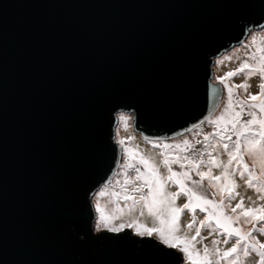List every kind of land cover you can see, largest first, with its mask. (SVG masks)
<instances>
[{"label":"water","instance_id":"1","mask_svg":"<svg viewBox=\"0 0 264 264\" xmlns=\"http://www.w3.org/2000/svg\"><path fill=\"white\" fill-rule=\"evenodd\" d=\"M263 27L264 0H0V264H181L94 231L117 113L146 141L186 134L221 99L214 59Z\"/></svg>","mask_w":264,"mask_h":264},{"label":"snow or ice","instance_id":"2","mask_svg":"<svg viewBox=\"0 0 264 264\" xmlns=\"http://www.w3.org/2000/svg\"><path fill=\"white\" fill-rule=\"evenodd\" d=\"M246 48H255V51L246 52L247 59L240 62L237 69L228 71L217 80L228 91L227 103L223 111L213 118L211 115L205 117L201 124L207 122L214 126V130L203 135V141L197 139L192 144L188 139L182 143L169 144L162 141H151L153 147H162L160 163L167 170L168 175L160 173L159 166L151 157L144 156L137 145L135 148L125 147L127 160L123 167L125 179L122 184L123 195L113 192V196L122 198L125 207L133 212L137 207L141 208L140 215H144V209L155 218L158 227H148L133 220L131 223L113 225L112 221L117 217L106 212L99 200L95 210L99 214L96 230L107 229L111 232H120L124 228H134L140 236H157L161 243L169 248H176L182 253L187 264H243V258L251 253L258 256L257 264H264V242H260L255 233L264 234V204L245 207L244 197L237 189L240 185L235 176L238 174L245 179V185L254 189L258 194V200H264V35H252L251 40L244 45ZM232 56H226L223 60H231ZM239 59V57H237ZM223 60L218 63H223ZM249 61H252L251 63ZM244 74V82L236 85L229 81L232 77ZM260 76L256 94L248 93L247 98H240L238 90L242 89L247 93L250 84L248 79L254 75ZM217 91L213 86V93ZM247 117V118H245ZM125 128L128 126L129 116H119ZM200 125H193L187 129L192 132ZM199 135V133H197ZM235 137V139H233ZM128 139H133L129 137ZM147 140V137H145ZM214 142H211L213 141ZM120 145L125 140L118 141ZM203 144L202 149L196 145ZM219 149L227 154V161L219 159ZM171 150H177L175 154ZM205 155L207 159H205ZM251 161V164L246 162ZM178 165L179 171L173 169ZM204 167L207 171L202 170ZM213 168L222 169L220 175H213ZM132 169L136 175L130 177L127 170ZM193 174L199 179H194ZM207 180L208 187L214 189L211 198L208 194L200 191ZM140 183L137 184L136 182ZM171 183L177 186L178 191H166V185ZM129 185L131 192L137 195H128ZM107 195L101 191L99 196ZM180 196L187 197V203L182 207L176 206ZM239 197L235 207L231 202ZM251 200V198H248ZM129 201L131 202L129 204ZM255 205V201H252ZM197 209L206 213L205 219L199 221L200 227L195 228V235L189 237L178 235L180 232V217L184 211L193 213V219L187 224L191 229L197 223L195 213ZM124 208L116 203L114 212L123 214ZM246 225H252L245 230ZM202 228L211 229L210 235L219 233L224 236L223 243L227 245L235 238V243L227 250H222L218 245L220 240H212L213 247L210 249L204 245L201 251L196 247L201 237ZM199 238V239H198Z\"/></svg>","mask_w":264,"mask_h":264},{"label":"rangeland","instance_id":"3","mask_svg":"<svg viewBox=\"0 0 264 264\" xmlns=\"http://www.w3.org/2000/svg\"><path fill=\"white\" fill-rule=\"evenodd\" d=\"M252 35H257V36L264 35V27L259 28V29L250 30V32L248 33L246 38L240 44L232 47L231 49L227 50L226 52L222 53L220 56H218L214 59V63L212 66V74L213 75H212V79H211L213 83H215V82L219 83V81L217 80V77H222V76H224V74L226 72L237 69L239 67L240 62L243 61L244 59L248 58L246 56V52L255 51L254 47L253 48H246L244 46L251 40ZM226 56H232V59L231 60H223V58ZM237 57H239V59H237ZM221 60H223V63H218V61H221ZM249 62L251 63L252 61H249ZM245 78L246 77L244 74H240V75L232 77L231 80L229 81V83H230V85L231 84L238 85V84L244 82ZM248 83L250 84V87L248 88L247 93H245L244 90H242V89L238 90V95L240 96V98L246 99L248 93L256 94L260 91V89L258 88V85L260 83V76L258 74L250 77L248 79ZM222 87H223V89H222L221 99H220L219 103L217 104L216 108L214 109V111L210 114L213 118L218 116L223 111L224 106L227 103L228 91H227V88H225L223 85H222ZM121 114H124V115L130 117V119L128 120L127 128H125L123 122H121L119 119V116ZM245 118H247V117H245ZM213 130H214V126L212 124L205 122L203 124H200L199 128H194L192 132H187L186 134H183L179 137H176V138H173V139H170L167 141H162V142L169 143V144H175V143H182V141L184 139H188L192 144H195L197 139L203 141V135L205 133L212 132ZM197 133H199V135H197ZM129 137H132L133 139H128ZM121 139L125 140L124 145H120L118 143V141ZM233 139H235V137H233ZM115 142L120 147L119 162H118L116 171H115L112 179L110 180V182L106 185H102L101 187H99L98 190L94 193V195L91 199L94 210H95L96 202H97V200H99L101 206L106 210V212H108L110 214H114L117 217L116 219H114L112 221L113 225L119 226L120 224H127V223H131L133 220H138L139 223L145 224L148 227H158L159 226L158 222L155 220L154 217H152L148 214L146 209L143 210L144 211L143 216L140 215V211H141L140 207H137V209L133 212H129L127 210V208L125 207V201L120 197L113 196L112 193L113 192L120 193L121 196L124 194L122 184H123V181L125 179L126 169L123 167V165L125 164V162L127 160V154L124 151L125 147L135 148L138 145L140 152L146 157H151L155 161V163L159 166L160 173L163 176H167L168 175L167 170L160 163V161L162 159V157L160 155V153L162 151V147H153L152 144L148 143V141H146V140H143L140 137V135L136 134L132 130V127H131V115L129 113H122V112L117 113V124L115 126ZM211 142H214V140ZM203 146H204L203 144H199V145H196V148L202 149ZM171 151H173V153L175 154V152L177 150H171ZM219 152H220L219 159L226 162L228 159L227 154L224 153L222 149H219ZM205 159H207L206 155H205ZM246 162L251 164V161L247 160V158H246ZM172 167L176 171L180 170L178 165H173ZM202 170L207 171V168L204 167ZM212 171H213V175H220L222 169L213 168ZM127 174L130 177H134L136 175L135 171L132 169H128ZM193 178L199 179V177H196L194 174H193ZM235 179H236L237 183L240 185V187L237 189V191L240 193L241 196H243L245 198L244 199V205L246 208L249 206H257V205L264 204V200H258L257 199L258 194L255 192L254 189L246 187V185H245L246 177H245V179H241L240 176L237 174L235 176ZM136 183L139 184L140 182L137 181ZM128 187H129L128 195H137V196L139 195V194H134L131 192V190H130L131 185H129ZM101 191H106L107 195L102 196V197L99 196V193ZM166 191L175 192V191H178V188H177V186H174L171 183H169L166 185ZM200 191L204 192L205 194H208L209 198H211L210 194H211V192L214 191V189H211L210 187H208L207 180H205L204 181V187ZM249 197L251 198V200L248 199ZM252 201H255V205L252 204ZM238 202H239V197H237V199H235L231 202V206L235 207V205ZM116 203H119L120 207L125 209L123 214L113 211L116 208ZM130 203L131 202L129 201V204ZM185 203H187V197L186 196H180L176 201V206L182 207L183 204H185ZM98 216H99V214L95 210L94 231H97L96 230V223H97ZM205 216H206V213L200 212L197 209V211L195 213V218H196L197 223L193 226V228L189 229L186 226L193 219V213H191L189 211H184L180 217V220H179L180 232L178 233V235L184 236L185 234H187L189 237H191L192 235H195V228L200 227L199 221L204 220ZM244 227H245V230H247L248 228H251L252 225H246ZM124 229H129L132 232V234L137 235L139 237H149V236L138 235L134 228H127L126 227ZM102 230L108 231L107 229H102ZM210 232H211V229H208V228H202V230H201V237H203L204 239L198 238L199 242L196 244V247L198 249H200L201 251L203 250L204 245H207L211 249L213 247L212 240H214V239H218L221 241V243L218 245V247H220L222 250H227V248L232 247V244L235 243V238H233L232 240H230V242L227 245H225L223 243V240L225 239L224 236L220 235L219 233H213L210 235ZM255 235L257 236V238L260 242H264V234L255 233ZM151 238H153L156 241H158L159 243H161V241L159 240V238L157 236H152ZM161 244H163V243H161ZM174 249H176V248H174ZM176 250L179 252L178 249H176ZM180 254L182 256V263L181 264H187V262L183 258L182 253H180ZM242 260H243V264H257L258 256L256 253L253 252L247 258L242 257ZM222 264H226V262H222Z\"/></svg>","mask_w":264,"mask_h":264}]
</instances>
